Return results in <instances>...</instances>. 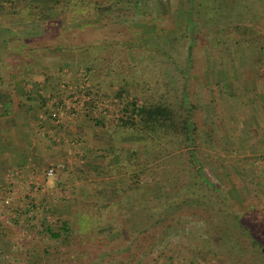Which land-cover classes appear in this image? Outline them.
<instances>
[{"label":"rangeland","instance_id":"rangeland-1","mask_svg":"<svg viewBox=\"0 0 264 264\" xmlns=\"http://www.w3.org/2000/svg\"><path fill=\"white\" fill-rule=\"evenodd\" d=\"M71 1L78 5L77 0ZM94 2L81 3L88 8L85 13L93 14L84 22L65 14L66 2L56 6L61 15L38 18V32L23 37L11 29L6 37L17 47L10 49L17 68L20 59H34L38 64L49 59L54 66L64 60L68 69L75 68L79 83L84 74L83 89L77 88V82L64 80L59 92L41 87L35 92L42 102L48 93L58 106L65 99L72 103L70 110H60V119L66 112L81 111L79 116L87 125L100 123V129H93L97 145L80 143L77 151L74 143L79 138L57 140L73 156L64 164L67 172L56 194L48 184L54 174L43 186L35 182L47 165L61 159L46 162L38 176L13 169L0 173L4 179L0 197H9L0 207L6 242L1 260L74 264L72 258L85 247L92 244L90 249L98 250L106 239L82 243L73 210L107 200L105 191L115 186L121 174L126 181L123 204L130 212L123 233L147 221L149 205L161 202L166 193L176 195L171 207L164 204L172 210L164 212L167 224L159 227L163 234L156 236L149 252L139 254L136 264H264V252L259 249L264 247V125L246 124L252 110L248 99L244 100L245 86L251 90L254 83L244 81L237 65L243 51L238 46L246 20L243 7H252L253 1ZM70 5L68 1L66 7ZM102 72L101 81H95L94 74ZM155 103L170 110L172 120L165 125H181L177 121L187 117L191 137L180 131L158 137L144 131L138 143L132 128L119 120L129 114L131 104ZM126 118L131 121L126 125L137 124L136 117ZM134 145H140V159L146 161L138 181L124 159L115 168L121 157L131 155ZM193 162L200 164V172L216 188L199 180ZM186 197L195 200L186 204ZM173 218L178 224L169 225ZM62 220L68 230L60 229ZM49 230L57 236H50ZM110 254L102 256V264ZM86 256L78 264L94 254Z\"/></svg>","mask_w":264,"mask_h":264},{"label":"crops","instance_id":"crops-1","mask_svg":"<svg viewBox=\"0 0 264 264\" xmlns=\"http://www.w3.org/2000/svg\"><path fill=\"white\" fill-rule=\"evenodd\" d=\"M68 1L71 4L70 8H68ZM252 1V7L249 5L243 7L245 16L242 18H246V20L241 30L242 41L238 45L243 51L240 52L241 57L238 58L237 65L244 81L254 83L251 90L248 89V85L245 86V91L248 94L244 100L248 99L249 109L252 110V118H248L246 124L264 125V0ZM66 2L68 7H63V10L66 9L65 14L68 12V17L82 19L80 22H84L90 15V13H85L84 9L88 8L82 4L85 2L95 3L94 0H77L78 5H72L73 1L70 2V0H0L1 174L3 170L13 169L24 171V174L29 176L34 173L38 176L44 164L54 159H61L60 161L64 165L67 160L72 159L73 153L66 147V149L64 147L62 149L58 144V139L66 141V138L71 140L79 138L78 143H74L75 151L78 150L80 143L81 146L87 142H94L96 145L99 143L98 138H93V129L98 131L100 127L97 125L100 123L94 126L87 125L83 117L79 116L81 111L66 112L67 114L63 115L59 121H54L48 116L43 118L37 116L39 111L45 112L47 108L42 100L37 98L35 89L41 87L59 92V86L63 85L61 81L66 80L79 84V79L76 80V76L73 74L75 68L68 69V64L64 60L54 66L49 59L46 62L42 61L41 64L36 63L34 59L28 62L25 59H20L21 67L17 68L12 60L14 56L10 52L11 48L17 50V47L12 46L13 44H10L6 38L11 29L24 34L23 37H26L27 33L38 32V18L61 15L60 9H56V6ZM22 3H25L23 6L26 7V10L24 9V11L18 9ZM91 15L93 16V14ZM11 19L21 23V27L16 26V22L11 25ZM249 19L253 20L247 23ZM77 22L80 24L79 21ZM13 25L15 26L12 28ZM22 44L26 43L23 41ZM103 72L100 75L94 74V80L101 81ZM91 80L94 81L93 78ZM66 145L68 144L66 143ZM64 168L65 165L58 169L48 183L53 194L57 193L60 187V178L64 177L67 172V170H63ZM3 180L0 175V184ZM12 206L17 205L12 204ZM2 232L0 227V259L3 257V243H6Z\"/></svg>","mask_w":264,"mask_h":264},{"label":"trees","instance_id":"trees-1","mask_svg":"<svg viewBox=\"0 0 264 264\" xmlns=\"http://www.w3.org/2000/svg\"><path fill=\"white\" fill-rule=\"evenodd\" d=\"M22 5L18 6L20 11L26 10V7ZM1 7V6H0ZM61 7V6H60ZM129 118L136 117L137 124L136 125H126V122L131 123L128 121L126 116ZM126 115L124 118H121L119 122L123 126H130L134 132L133 137L136 138L138 143L143 138V132L149 131L155 136H159V133L171 136L175 135L176 132L184 133L187 138L191 137L192 127L189 124V120L187 117L180 118L177 122H180L181 125H165L166 121L171 122L172 117L170 114V110L164 104H131L129 114ZM131 116V117H130ZM154 123V124H153ZM139 124V125H138ZM153 124V125H148ZM131 155L129 157H121L115 164V168L121 167V163L125 161L128 165V168H132L134 174L137 176L136 181H138V173L141 172L142 165L145 164V160L140 159V151L143 149L140 148V145H134L131 147ZM150 149V148H149ZM154 149V147H153ZM121 159H124L121 162ZM197 172L199 173L200 177L199 180L203 181L204 183L216 188V185L210 182L207 176L200 172V164L193 162ZM116 183L115 186L105 191L106 199L104 202L101 203H89L85 205L82 209L75 208L73 213L75 215V224L76 229L80 234V238L82 243L88 242L93 239H106L102 244L98 245L97 249H90L92 248V244L89 247H85V250H81L78 256L73 257L72 260L74 264H78L83 256L88 255V252H92L94 256H91L88 261H85L83 264H102L101 259L103 255H109L107 258V262L103 264H136L140 261L139 254L141 252L146 253L149 252L151 246L156 242V236H160L163 234L164 231L159 229V227L164 226L165 224V214L168 213L166 211L170 210L165 209L166 207H171L173 205L172 199L174 198V192L172 194L165 195L163 200L154 204H151L147 207L149 213H146L144 218H147L145 223H139L138 225H131L130 229L127 233H123L125 227L124 223L126 222V215H129L130 212L127 211V208H124V198L126 194L123 195L122 190H125V183H123L122 179H125L124 176L120 174L116 176ZM114 179L112 180L113 183ZM116 194H113V193ZM121 194V195H119ZM176 196V195H175ZM177 199V198H176ZM174 199V200H176ZM194 197H186L183 199L186 204H191L194 202ZM166 207L164 208V206ZM164 208V209H163ZM166 212V213H164ZM169 222L171 224H178L176 221ZM66 222L61 221L60 229L61 230H68L66 227ZM166 225L164 228L168 227ZM161 230V231H160ZM50 236H57V232L54 230L48 231ZM143 238V239H141ZM141 239V240H140ZM117 242V244H115ZM252 242L259 244L254 238H252ZM115 244V246H114ZM87 245V244H86ZM104 245V246H102ZM74 246V245H73ZM75 248V247H74ZM73 248V249H74ZM264 252V247L259 246ZM47 248H44V254H47ZM87 252V253H86ZM85 255H84V254ZM87 257V256H86ZM29 264V259L27 258L23 262L18 261H8L6 259L1 260L0 264ZM65 264H73L71 262Z\"/></svg>","mask_w":264,"mask_h":264},{"label":"built area","instance_id":"built-area-1","mask_svg":"<svg viewBox=\"0 0 264 264\" xmlns=\"http://www.w3.org/2000/svg\"><path fill=\"white\" fill-rule=\"evenodd\" d=\"M82 74V73H81ZM86 85V76L83 74L79 83V86L77 87L78 89H83L84 86ZM39 92H42L41 90H39ZM45 99L43 98V104L45 105V107L47 108V110L45 112H41L39 111L37 116L38 118H43L45 116L50 117L52 120L54 121H59L60 120V116H61V109L62 110H70L69 108L71 107L72 103L69 102V100H64V104L63 105H57L54 103L53 99L49 97L48 93L45 94ZM85 97L87 95H84ZM101 111H103L101 109ZM64 165L61 161H55L50 163L49 165H47L45 167V169L43 170L42 174L39 177V180H37L35 183L38 186H43L47 179H49L58 169L63 168ZM12 172L9 171L8 174H11ZM9 201V197L7 195L5 196H1L0 197V207L7 204Z\"/></svg>","mask_w":264,"mask_h":264}]
</instances>
